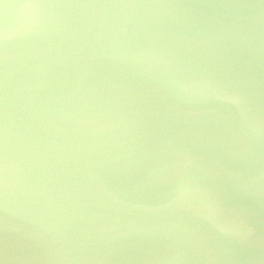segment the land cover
I'll return each mask as SVG.
<instances>
[{
  "label": "water",
  "instance_id": "1",
  "mask_svg": "<svg viewBox=\"0 0 264 264\" xmlns=\"http://www.w3.org/2000/svg\"><path fill=\"white\" fill-rule=\"evenodd\" d=\"M0 264H264V0H0Z\"/></svg>",
  "mask_w": 264,
  "mask_h": 264
},
{
  "label": "clouds",
  "instance_id": "2",
  "mask_svg": "<svg viewBox=\"0 0 264 264\" xmlns=\"http://www.w3.org/2000/svg\"><path fill=\"white\" fill-rule=\"evenodd\" d=\"M7 7V6H6Z\"/></svg>",
  "mask_w": 264,
  "mask_h": 264
}]
</instances>
